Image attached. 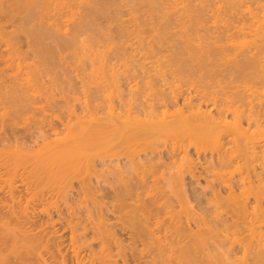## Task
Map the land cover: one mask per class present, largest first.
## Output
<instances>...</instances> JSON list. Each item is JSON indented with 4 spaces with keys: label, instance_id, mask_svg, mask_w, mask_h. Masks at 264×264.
<instances>
[{
    "label": "bare ground",
    "instance_id": "1",
    "mask_svg": "<svg viewBox=\"0 0 264 264\" xmlns=\"http://www.w3.org/2000/svg\"><path fill=\"white\" fill-rule=\"evenodd\" d=\"M193 5H195L193 0H0V14L5 16L4 22L0 21V41L2 38V42H5V46L7 47H5L6 51L8 52L9 50V53H7L9 56L7 57L5 55L7 57L6 59L4 57V59L1 58L4 60L5 65L2 63L3 60H1V63L5 67L13 66L10 67L11 70L16 65L17 70H15V73L13 71L12 74L14 78L17 79L21 73H19L21 69L27 67L32 68L34 65L25 62L27 60H23L25 58H21V55L19 56L22 51L17 48V46L19 47L17 45L19 41L16 40L17 43L15 44V41L13 42V39L11 40L12 37L16 38L20 35L27 39L26 45L30 48L29 50L40 51L41 49L44 51L45 49L42 48L51 49L53 47V50H56L55 47L58 48L60 46H66L65 48L67 49L74 47L75 51L79 50V54L82 55V58H80L81 55L79 56L77 53V56H79L78 60L81 63L82 61L80 59H85L87 54V59H91L92 56H89V52L93 53L91 51L96 50L98 47V51L96 50L97 52L94 51L92 54L95 55L94 59L92 58L95 61L91 62L89 60L91 64L96 63V59L98 58L95 59V57L100 54L101 49L99 47L101 46L100 48H103V54L101 53L102 55L97 56L100 59L97 63L103 64L104 68L109 67L105 70L106 75L103 72L104 74L100 77L107 76H104L105 79L102 78L104 82L101 80L103 85L100 87L101 84H98V81L97 85H94V88L95 86L98 87L94 90H92V87V89L89 88L88 91L90 92L88 94L85 93L86 96L82 95L79 97L78 92L75 91L76 88H74V92L78 96L73 91L74 96H70L71 93L68 95L69 92L66 93V90H71V86L69 85V88L65 92H63L64 90L62 91V88L60 90L63 93L58 91L59 95H61L60 98L64 99L70 109L69 111L63 110V113L66 112L64 114H60L62 112L52 114L57 113V110L55 111L53 108H50L51 101L54 102L56 97H59L57 91H54L57 88H53V84L56 83L52 82L54 79H51V76L49 77L52 80L51 83H53L52 88L54 90L48 89L51 87V83L48 85L49 87L45 84L46 87L42 90L40 86L46 82H41L43 74L37 75L38 77L35 75V83H38L40 78L39 82L41 83H38L40 90H38L39 92L36 90L38 87L37 84V87L34 89L37 92L35 93L36 95L33 94V96L31 94V97L29 94V97L25 100H23L24 97L23 99L20 98L19 101L21 102L23 100V102L21 104L17 103L21 105V108L18 106V109L21 110L17 111H20L18 113L22 114L23 111L26 112L30 108L37 109V107L43 106V108L39 109L44 110L43 112L46 115L47 113L48 115H52L48 118L43 114L44 117L42 119L40 117L39 121L35 120L31 127L26 128L25 131L22 128L21 132V125L17 126L18 129L15 126L17 125V121H15L14 117L16 118L19 115L15 109L16 112L13 113L17 115H13V119L10 118V120H4L0 123V141L3 144L6 143L5 145L11 143L12 140H14L16 145L20 146L21 144L25 146L24 143L36 147L39 145L38 148L41 147V150L37 148L36 151L39 153L46 145L41 146V143H44L48 138L51 139V135L57 138L64 133L61 135L62 137L64 136V139L65 136L72 138L74 135L76 137L79 135L78 138L74 136V139L72 138L74 141L72 142H70L72 139L68 140L69 144H66L67 146L63 145L65 142L68 143L65 141L66 139H60L65 141L63 144L61 143L62 146L58 141L59 145H57L60 148L58 146L56 147L55 144L57 142L54 143L55 140L59 139H55L53 136L55 140L51 139L53 142L51 140L47 142L50 146L51 141L53 143H51V147L54 145L55 147L53 148L55 149H53L54 151L50 150V147L46 145L49 149L48 152L44 149L46 151H43L44 155L47 153L43 156L44 159L46 157L49 161L54 156L53 162H55L56 158V161L63 162L68 159H65L66 156L69 157L72 153L74 154L75 147L77 148L79 145L86 144L90 145L91 148L93 146L94 150L96 149V157H99L98 159L103 162V165H112V169L110 168L111 174H114L112 177L123 180L122 183L120 181L121 179L118 180L120 185L127 182L124 178L128 174L130 179L132 177V180H134V175H140L139 178L137 176L135 177V180H138L136 183L134 181L131 183L132 180H128L130 184L126 185L128 182L124 184V187L126 186L125 188H121L122 186L120 187L117 184V188L113 189L115 186H111L110 183L112 182H110V186H107L112 188L113 193L107 190V193H110L109 196H111L109 197L107 195V197L112 198L113 195V199L117 202L114 203L113 199L111 200L109 198L107 200L104 199V201H111L110 204L106 202V205L108 204L109 206L112 204L114 209L118 208L117 211L119 210V212L117 214L120 213V218L124 215L126 217L131 213L135 215L131 214V216H127L129 219L136 220L131 222L128 219L131 225L129 227H133V229L129 227L127 229L129 231L134 230L135 235L137 234L134 236V238L136 237L133 240L134 242L136 239L144 241L142 245H146V248L143 251L147 250V253H150L148 254L152 257L153 264H199L200 261H207V264L208 262L210 264H222V260H227L226 262L229 264H232L231 262L233 261L234 264L236 258L233 260L232 256L235 255L234 250H236L237 245L243 248L244 257L246 254L250 256L247 259L245 257L244 259L246 260L238 264H264V99H262L264 95V88H262L264 87V82L260 84L264 80V0H257L255 7L251 4H245V1L242 0H223V3L221 2L217 7V12L214 10L219 15L216 14L217 26V17L221 16L219 18L221 24L219 23L220 25L218 27L222 30L218 35L213 36V40L208 42L207 45L204 44L202 36L194 32L196 31L194 29L195 26L192 27L198 23L197 16H199L198 13L193 12ZM190 7H192V13L197 14H194L196 19L191 17L197 21L196 23H192V25L190 23L193 20L191 21L190 17L186 16L188 15L187 11L190 10ZM195 11L198 12L196 9ZM193 14L190 15L193 16ZM187 17H189L188 21L190 22L188 24L183 22ZM99 18L100 20L102 18L106 19L109 21V24L104 26L103 24H107L108 22L99 23ZM7 22H11L9 23L11 28H8ZM112 25L123 33L122 36L125 38L123 43H116L114 41L115 38L113 39L111 37V32L114 29ZM6 35H10L8 36L9 38ZM248 37L252 39L249 41ZM4 38H8L9 40L5 39L4 41ZM98 42H101V45ZM96 45L99 46L96 47ZM18 50H20L19 54H17ZM81 52H85L86 55L84 56L83 54L85 53ZM111 52L117 58V60L115 58L113 59L117 63L110 60ZM41 58L44 59V56ZM45 58L47 59V56ZM87 59L85 60L88 61ZM112 64L116 65L117 71L120 70H118V67L123 69L118 73L124 79L127 75L130 77L129 72L131 71L134 73L133 76L136 75L135 72L137 70L139 74H142L139 76L146 80L139 81L138 83L135 82L136 84L133 83L136 86L131 84L130 94L132 93V95H128L126 92L127 94L125 96V90L122 89L123 84L120 82L122 78L120 75L118 76L117 71H112L115 70V66ZM195 64H200L202 69L207 65V70L210 68L209 65H212V67L208 72L201 70L199 74L201 72L203 74L206 73L205 77H201L203 75L201 74L197 78L196 76L199 74L195 76V72L200 69L196 70ZM113 67L114 69H112ZM169 67H173L174 69H169ZM132 68L133 70H131ZM12 75L10 77L13 78ZM33 75L28 78L26 77L24 80H27V82L31 79L34 80L31 78ZM139 76L134 77L140 78ZM54 77L56 79V76H52V78ZM134 77L133 82L137 79L134 80ZM156 77H161V79L163 77V79H159L158 81L161 80V82H158L155 80L157 79ZM140 82L143 85H139ZM58 85L60 87L62 85L63 87V84H59V82ZM166 87H168V90ZM63 89L65 88L63 87ZM68 96L77 100V103L80 105L78 107L81 111L75 107V103H69ZM0 97V99H3L2 96ZM40 97L41 99L45 98L43 101H46L48 106H50V110H54V112L52 111L49 114L46 111L45 113L44 107L47 104ZM38 100H41L45 105L41 101L38 102ZM38 103L42 105H38ZM69 104H74V106H69ZM98 113L100 115L97 116ZM18 117L21 118L22 116ZM81 140H85V142L83 141L84 143H82ZM88 140L89 143H92L89 144ZM73 142H75V145L72 148L71 145L74 144ZM8 146L10 147V145ZM192 146H195L193 147L195 151L200 152L198 155L203 150H210L211 155L210 158H205V165H203L205 185H201L202 189H199L201 191L198 193H195V190V194L189 195L186 189L187 187L185 186L186 175L190 174L192 176L191 178H194L196 182L200 176H203V173L197 176V172H195V163L197 161L195 162L191 159L192 157L189 158L188 156L191 155L188 151ZM67 147L74 150L68 149L70 150L68 152V150L64 149H67ZM93 148L91 151H93ZM62 150L61 155L60 151ZM163 152L168 153L173 159V161L168 160L169 162L171 161L169 164H179L178 167L174 165L176 167V170H173L174 172H171V169L167 171L160 170L158 172H161L160 175L163 173L160 178L166 176L164 179L167 180V185L161 183L166 182L162 181L164 179L159 180L158 177V179H155L154 174H151L154 172L153 170H155V173L157 171L153 169L154 162H152V159L156 155H162ZM181 153H183L179 157L181 158V162H177L179 160L177 157ZM49 155L51 156L50 158L48 157ZM92 155L94 154L92 153ZM60 157L62 158L61 160ZM162 159L158 160L160 161ZM147 160L149 161L147 162ZM164 161L160 162H162L161 164L165 163L164 168L166 169L167 162ZM93 162L90 164L92 165ZM145 162L149 164H145ZM9 163L7 161L3 163L0 166V170H2L1 168H9L11 164ZM150 164H152V167H148ZM89 165H87L88 169H86L88 170V175L90 173V167L91 169L93 167V165ZM116 168L117 170H115ZM0 173L3 172L0 171ZM146 175H150L152 178L155 177L152 179L155 180L153 184L155 188L153 187L152 191L157 188L155 183L158 184L159 182L162 184V186L158 184L159 190L156 189L157 192L154 191L156 192L154 193L155 195L152 192V194L149 193L151 190L150 187L153 186L151 185L153 181L151 184H149L150 182L147 183ZM157 180L159 181L156 182ZM118 181L115 183H118ZM83 183L87 184V181H83ZM83 183L81 186L85 190ZM201 183L198 182L197 185ZM147 184L150 185L148 187L150 190H148ZM60 185H58L61 187H58V194L55 192L57 194L55 198H59L57 202L55 199V204L60 201L71 208L72 201L69 192L70 190L72 191L71 186H68V183L65 181L62 183L63 186ZM88 185L89 183L85 186L87 187ZM108 187L106 188L108 189ZM144 189L148 190V194L150 195L145 199L144 197L147 196V193H144L147 191ZM143 191L145 192L143 193ZM92 192L95 191L92 189L90 192L89 190L88 193L90 196L85 195V198L87 196L94 198L95 194H92ZM105 192L104 194H106ZM134 193L136 194L135 197ZM13 194L12 196L10 195L12 197L11 201H14L12 200L14 199ZM130 195L133 196L132 198H135L133 203L129 201L128 196ZM152 196L154 197V200H152L154 202H150L155 204V206L153 205V210L147 208L149 207V202L146 205H144L145 203L142 204V201L144 202V200H148ZM191 197L199 203V208L202 207L199 212L195 210L196 207H193L195 205H192V201L194 200H191ZM85 198L84 201L86 200ZM158 198H161V201ZM96 199H94L95 202ZM99 199L97 206L101 207L100 203H103V200L101 198ZM151 199L153 198L149 200ZM252 199L253 201H251ZM90 200L93 201V199ZM125 200L131 204L129 205ZM95 202H90V205H87L91 207ZM18 203L20 204V202ZM136 203H139V206ZM94 204L91 208L86 206L88 216L89 213L96 212L94 207L96 208L97 206L96 204L94 206ZM132 204H134V208L140 207L142 204L140 208L143 209H141V212L138 211L139 208L137 210H134V208L133 210H127L128 206L131 208ZM9 205L11 208L8 210V213L10 211V214L0 215V264H10V256L19 258L20 261H16L17 263L19 262L18 264H28L29 262L26 261V258L29 259L33 256L42 257L41 250L38 249L40 244L36 245V241L40 240L38 242L42 246L41 234L38 233L40 235H38V238L40 237L38 239L37 233L35 234L33 229L28 231L29 228L27 229V225L26 227L23 225L27 219L25 221L23 220V223L16 222V224L14 221L12 222L11 219L16 217L17 213L12 209L13 206L11 204ZM25 207L26 211H28L27 204ZM82 208L85 209V207ZM111 208L109 211H114ZM77 209L79 210V208ZM73 210L75 209L73 208ZM135 212H137L136 214H142L144 217L137 216ZM102 213L101 211L99 216ZM93 215L89 218L97 216L95 215L93 217ZM115 216L117 218V215ZM77 217L79 216H76L75 220L74 216L71 215L68 222L73 229L71 237L74 241V246L72 247L74 248V252L79 255L78 252L81 250L78 249L85 247V244L88 246L92 238L94 241L98 240L100 242V248L99 250L96 248L98 251H95L96 249L94 248V252L89 251V264H119L120 262L118 263L117 256L122 255L124 252L122 251L124 247L122 245L123 242L119 240H124L115 237L116 235L113 229L111 227L109 229L110 223L108 221L105 222L107 217L104 219L105 216L103 217L102 214L99 218L97 217V222L94 219V223H91L90 219H86L87 221L89 220V223L85 222L88 224L81 223L80 217L79 219ZM125 219L122 218L121 222L120 219L118 221L122 223V220L124 222ZM152 219L155 222L152 223ZM90 223L92 225L96 223V226H92ZM115 223L117 224V222ZM120 223L117 226H120ZM192 224L195 226H192ZM122 227L125 228L124 225ZM88 229H94L90 231L93 233L90 239L88 236L89 233L87 234ZM134 233L129 238H132ZM36 238L37 240H35ZM113 244L117 246L116 248L113 247L116 249L115 251L112 250ZM228 244L230 245L226 247ZM140 247L141 249L144 248L141 245ZM146 256L148 257V255ZM146 256L144 255V258ZM13 260L15 262V259ZM46 260H43L41 264H47ZM44 261L45 263H43ZM63 261L62 263L65 264L66 260Z\"/></svg>",
    "mask_w": 264,
    "mask_h": 264
},
{
    "label": "rangeland",
    "instance_id": "2",
    "mask_svg": "<svg viewBox=\"0 0 264 264\" xmlns=\"http://www.w3.org/2000/svg\"><path fill=\"white\" fill-rule=\"evenodd\" d=\"M194 1V4L195 5H193V12H196V13H198V15L200 16V18H199V16H197V21H198V23H196L197 21L195 20L196 18L194 17V14H196V13H192V7H190V10H188L187 11V14L188 15H186V16H189L190 17V20L192 21L191 23L188 21L189 19V17H187L183 22H185L186 24H188V23H190L191 25H192V23H196V25L194 24L192 27H194V29L196 30V31H194L196 34H199V35H201L202 36V38H203V42H204V44L205 45H207L208 44V42H210V41H212L213 40V36H215V35H218V33L222 30L220 27H218L220 24H221V21L219 22V18L221 17H217L218 18V26H217V24H216V16L218 15L217 13H215L214 12V10H216V12H217V7L220 5V3L222 2L223 3V0H193ZM236 1H238V0H236ZM242 1H245V4H251L253 7H255V5L257 4V0H254V2H253V0H242ZM227 5H228V3H226ZM195 9L196 10H198V12L197 11H195ZM191 12V13H190ZM192 15L193 14V16H191L190 14ZM217 14V15H216ZM197 15V14H196ZM3 15H1L0 14V21H2V22H4V19H5V16H3ZM219 16V15H218ZM191 17H194L195 19H193V18H191ZM97 18H98V16H97ZM125 18V17H124ZM99 20V23L100 22H102V23H107V24H103L104 26L105 25H108L109 24V21H107L106 19H101L100 20V18L98 19ZM195 20V21H194ZM188 21V22H187ZM8 23V28L10 27L9 26V23H11V22H7ZM101 23V24H102ZM220 23V24H219ZM12 25V24H11ZM175 25V24H174ZM113 26V31L111 32L112 34H111V37L114 39L115 38V42L116 43H123V40L125 39L122 35H123V33L119 30V29H116L115 27H114V25H112ZM11 28V27H10ZM193 29V30H194ZM113 35V36H112ZM8 36H10V35H6V37H8ZM23 37V38H22ZM9 38V37H8ZM8 38H4V41H5V39H7V40H9ZM13 39V42L15 41V44L17 43L16 42V40L17 41H19L18 43L19 44H17V45H19V47L17 46V48H19L20 50H22L21 51V54H19L20 53V50H18L17 51V54H19V56L21 57V58H25V59H23V60H27V61H25V62H29V63H32V64H34L33 65V67L32 68H25V69H21L20 71H19V73L21 74H19V79H18V77H17V79L16 78H14V76L12 75L13 74V71H14V73H15V70H17V67H15L16 65H14V69L13 70H11L10 69V67H13V66H9V67H5L4 65V58L6 59L9 55L7 54V53H9V50H8V52L6 51V49H5V42L3 43L2 42V38H1V41H0V96H2L3 97V99H0V123L2 122V121H4V120H10V118H12L13 119V115H17V114H19L18 112H20V111H17V110H21V109H18L21 105H19V104H17V103H22L23 102V100H25L27 97H29V94H30V96L32 97V95L33 94H35V93H37V92H35L34 91V89L37 87L36 85L38 84V83H44L43 81H46L44 84H41V88H42V90H44V88L46 87L45 86V84L47 85V87H49L48 85H50V83H51V81L52 80H50L49 79V77L51 76V79H54L52 82H56V83H51V87H49L48 89H56V90H54L55 92L57 91V93H58V95H59V92L60 93H63V92H65V90L67 89V88H69V86H71L70 87V91H68V89L66 90V93L67 92H69L68 93V95L71 93V95L70 96H74V93L75 94H77L76 92H74V88H76V90L75 91H77L78 92V94H79V97H81L82 95H84V96H86V94H88L90 91H88L89 90V88H91L92 90H94L96 87H98V86H95V88H94V85H97V82L99 81H101V80H103V79H105V77H107V76H105L106 75V71L105 70H107V68H109V67H107V68H104V66H103V64H100V63H97V61L99 62L100 61V59H99V57H97V56H100V54L102 53L103 54V52H102V50H103V48H100L99 47V49H101L100 50V54L99 55H97L96 57H95V59L96 58H98V59H96L97 61H96V63H93V64H91V62H93V61H95V60H93L94 59V56L95 55H92L93 53H94V51H98V47L97 46H99V45H101V42H98V43H100L99 45H96V50L94 49L93 51H91V52H93V53H90L89 51H86V52H89V56L91 57L92 56V58L91 59H89V60H91V62L87 59V57H88V54L86 55V53L85 52H81V53H85V54H83L84 56H85V59H87L88 61H86L85 59H80L81 61H82V63L78 60L79 58V56L81 55V54H79L80 52H78L79 50H77V51H75V48L74 47H69L68 49L67 48H65V47H63V46H60V47H55V49L56 50H53L54 48L53 47H51V49L50 48H42V49H45L44 51H42L41 49H40V51H42V52H40V51H38V50H36V51H34L33 49L32 50H29L30 48L29 47H27L28 45H26L27 44V39L26 38H24V36H19V37H16V38H14V37H12L11 38V40ZM54 39V38H53ZM248 39H249V41L252 39V38H249L248 37ZM247 39V40H248ZM22 42H21V41ZM118 41V42H117ZM21 42V43H20ZM3 43V44H2ZM103 43V42H102ZM21 44H22V47H21ZM21 47V48H20ZM7 48V47H6ZM63 48V49H62ZM71 48V49H70ZM72 48H74V49H72ZM125 48V47H124ZM5 49V50H4ZM49 49V50H48ZM57 49H59V50H57ZM96 51V52H97ZM22 52H24V53H22ZM35 52H37V53H35ZM95 52V53H96ZM77 53L79 54V56H77ZM101 54V55H102ZM7 57H6V56ZM42 57V56H44V59H42L40 56ZM47 56V59L45 58ZM4 57V58H3ZM1 58H3V59H1ZM80 58H82V55L80 56ZM116 59L117 60V58L114 56V54L112 55V52L110 53V60L112 61V62H114V63H117V62H115L116 60H113V59ZM1 60H3V62L1 61ZM39 63H38V62ZM110 61V62H111ZM4 64V65H2V63ZM7 65V64H6ZM113 65V64H112ZM112 65H111V67H112ZM196 65V64H195ZM202 65V64H201ZM205 65V64H204ZM113 66H115V70H112V71H117L116 69V65H113ZM198 66V67H197ZM207 65H205L204 67V69H202L201 67H200V64H197L195 67H196V70L198 69H200L199 71H196L195 72V76H196V74H199V72L202 70H204L203 72H205V70H206V72H208V70L212 67V65H209L210 66V68H208V70L206 69L207 67H206ZM208 66V67H209ZM5 67V68H4ZM6 68H8V69H6ZM16 68V69H15ZM103 68H104V70H103ZM112 69H114V67L112 68ZM120 69V70H119ZM169 69H174L173 67H169ZM41 70V71H40ZM118 70L119 71H117V74H118V76L120 75L119 73L121 72V70H123V69H121V68H119L118 67ZM131 70H133V68L131 69ZM135 70V69H134ZM39 71V73H37ZM42 71H43V73H42ZM18 72V71H17ZM105 73V77L103 76L102 78H100L104 73ZM119 72V73H118ZM132 72V71H131ZM131 72H129V75H130V77H128V75L127 76H125V79H124V77L123 76H121V80H120V82H121V84H123L122 86H123V88L122 89H124L125 90V92H124V94H125V96H126V94L128 93V95H132V93L130 94V87L133 85V86H136V85H134L133 83H135V82H139V81H144V80H146V79H143V78H141L139 75L141 74H139V71L137 72V70H136V75H134V76H139L140 78H138V77H134L133 76V72L131 73ZM203 72H201V74H203ZM41 73V74H40ZM49 73V74H48ZM132 75H131V74ZM137 73H138V75H137ZM154 73V72H153ZM152 73V74H153ZM264 73V72H263ZM10 74V75H9ZM34 74V75H33ZM44 76H43V75ZM51 74V75H50ZM201 74H199V75H197L196 77L197 78H199L200 77V75ZM205 74L206 73H204L203 75H201V77L202 76H204L205 77ZM13 76V78L12 77H10V76ZM31 75H33L31 78H33L34 80H30L29 82H27V80L25 81L24 79L27 77H30ZM38 75H42V80H41V82H39L40 81V78H39V81H38V83H35L36 81H35V77ZM49 75V76H48ZM142 75V74H141ZM9 76V77H8ZM37 76V77H38ZM52 76H56V79H55V77L54 78H52ZM132 76V77H131ZM155 76V75H154ZM153 76V77H154ZM173 77H174V75H172ZM171 76V77H172ZM199 76V77H198ZM133 77H134V82L132 81L133 80ZM146 77H147V75H146ZM176 77H177V75H176ZM203 77V78H204ZM130 78V79H129ZM157 78V77H156ZM219 78V77H218ZM218 78H217V80H218ZM30 79V78H29ZM28 79V80H29ZM37 79V78H36ZM159 79H161V77H158L157 79H155V80H159ZM162 79H163V77H162ZM161 79V80H162ZM183 79V78H182ZM264 79V78H263ZM50 80V81H49ZM123 80V81H122ZM161 80L160 81H158V82H161ZM34 81V82H33ZM59 82V84L61 83V84H63V87L65 88V89H63V87H62V85H61V87H60V85H58V82ZM98 82V84H101L100 85V87L103 85V82H104V80H103V82L101 83H99ZM163 82V81H162ZM263 82H264V80L260 83V84H263ZM52 84H53V88H52ZM75 84H76V87H75ZM132 84V85H131ZM136 84V83H135ZM161 84V83H160ZM65 85V86H64ZM66 85H67V87H66ZM69 85V86H68ZM139 85H143V83L142 82H140V84ZM44 86V87H43ZM58 86V87H57ZM261 86V85H260ZM263 86H264V84H263ZM38 87H39V84H38ZM38 87L36 88V90L38 91V90H40V87H39V89H38ZM56 87V88H55ZM62 88V91L60 90ZM167 88V90H168V87H166ZM165 88V89H166ZM262 88H264V87H262ZM87 89V90H86ZM90 89V90H91ZM85 91V92H83V91ZM91 90V91H92ZM123 90V91H124ZM166 90V91H167ZM264 90V89H263ZM59 91V92H58ZM74 93H73V92ZM39 92V91H38ZM127 92V93H126ZM86 93V94H85ZM32 94V95H31ZM73 94V95H72ZM78 94L76 95V96H78ZM81 94V95H80ZM36 95V94H35ZM127 95V96H128ZM34 96V95H33ZM60 96L61 95H59V97L58 98H60ZM70 96H68V100H69V103H75V107L77 108V109H79L80 110V108L78 107V106H80L78 103H77V100L76 99H72V97H70ZM83 96V97H84ZM262 96V95H261ZM264 96V95H263ZM263 96H262V99H264L263 98ZM23 97H24V99H23ZM1 98V97H0ZM6 98V99H5ZM20 98H22L23 100L20 102L19 100H20ZM37 98L39 99V97L37 96ZM58 98L56 97V100H54V102L53 101H51L52 103H50L51 104V107L50 106H48V104L46 103V101H43V99L45 100V98H42L41 99V97H40V99L44 102V103H46L47 105H46V107H47V109H46V107H44V109H45V113H46V111H48L49 112V114H50V112H54V110L56 111L57 110V113L55 112V113H52V114H59L60 112H62L63 110H67V111H69L70 109H69V107H68V104H66V102L64 101V99L63 98H60V99H63V100H58ZM18 99V100H17ZM16 100H17V102H16ZM40 100V101H41ZM8 101V102H7ZM19 101V102H18ZM39 100H38V102H40ZM41 101V103H43ZM71 101V102H70ZM41 103H38V105L39 104H41ZM43 103V104H44ZM49 104V105H50ZM55 104H57V105H55ZM15 105H17V106H15ZM42 105V104H41ZM40 105V106H41ZM45 105V104H44ZM73 106H74V104H72ZM71 104H69V106H72ZM19 106V107H18ZM53 106V107H52ZM56 106V107H55ZM53 108L54 110H50V108ZM21 108V107H20ZM39 108H43V106L42 107H39ZM38 107H37V109L35 108H28L29 110L28 111H23V113L22 114H19V115H17L16 116V118L14 117V119H15V121H17L16 123H17V125H15L16 126V129H18L17 128V126H19V125H21V132H22V128H24L23 129V131H25V129L26 128H28V127H31V125L35 122V120H40L39 118L41 117V119H42V117H44V115H45V117H48V118H50L49 116H51L52 114H50V115H48V113H47V115L46 114H44V110H42V109H39ZM15 109H16V111H15ZM27 110V109H26ZM50 110V111H49ZM81 111V110H80ZM13 112H16L15 114L13 113ZM25 112V113H24ZM59 112V113H58ZM64 113H66V112H64ZM63 112L62 113H60V114H64ZM100 113H102V111H100ZM44 114V115H43ZM95 115V114H94ZM98 115H100L99 113L97 114V116ZM18 116H22L21 118H19ZM97 116H95V117H97ZM88 119V118H87ZM37 122V121H36ZM24 125V126H23ZM27 125H30V126H27ZM25 126H27V127H25ZM20 128H19V130H20ZM60 131H61V129H59ZM78 132V131H77ZM26 133H28V132H26ZM62 133V132H61ZM60 133V134H61ZM66 133V132H65ZM64 134V133H63ZM63 134H61V135H63ZM59 136V137H57L59 140H55V139H57V138H55V136L54 135H51V139H53V136H54V138L55 139H53V140H55L54 141V143H56L55 145H56V147L59 145V143H60V145H61V143L63 144L65 141H67L68 143H64L63 145H66V144H69V141L68 140H71L74 136H72V138L71 137H67V136H65V139H64V136L62 137V136ZM78 137H79V135H77ZM67 137V138H66ZM76 137V136H75ZM78 137H76V138H78ZM64 139L63 141L62 140H60V139ZM69 138V139H68ZM81 139H82V137H80ZM51 139H47L44 143H41V146L43 145H48L49 146V144H48V140H51ZM74 139V138H73ZM71 140L70 142H72V141H74V140ZM84 139V138H83ZM53 140H51L52 142H53ZM50 141V150H53V149H55V148H53V147H55L54 145L51 147V145L53 144L52 142ZM58 141H59V143H58ZM78 141H80V140H78ZM82 141V140H81ZM84 142H85V140H83ZM82 141V143H84ZM87 141V140H86ZM77 142V141H76ZM52 143V144H51ZM74 144L73 145H71L72 146V148H73V146L75 145V142H73ZM79 143V142H78ZM81 143V142H80ZM88 143H89V140H88ZM87 143V144H88ZM90 143H92V142H90ZM89 143V144H90ZM6 143H2L1 141H0V166L3 164V163H5L6 161L7 162H10L9 164H10V166H9V168H7V169H5V168H1L2 170H0L1 172H3V173H0V215H6V214H10V211H9V213H8V210L11 208L10 207V205L8 206V204H11L13 207H12V209L13 210H15V212L17 213L16 214V217H13L12 219H11V221L13 222L14 221V223H18V222H22L23 223V220L25 221L26 219V221L24 222V226L26 227V225H27V229H28V231H30V230H34L35 231V234L37 233V238H38V233H40L41 234V242H43L42 243V246H41V243H39L40 242V240H37V238L35 239V240H37L36 241V245H39L37 248L38 249H40L41 251H40V253H41V258H39V257H35V256H33V257H31V258H26V261L27 262H29L28 264H41V262L43 261V260H46V263L47 264H63L62 263V261L64 260H66L65 262V264H79L80 263V261H81V263L80 264H89L90 262V258H89V251H93L94 252V249H98L99 250V248H100V242L97 240H93L92 238L90 239V237L92 236V234L93 233H91L90 231L92 230H94V229H88L89 231H87V234L89 233V239H90V241H89V243H91L92 241V244H90L89 245V243H88V246L85 244V247H83V248H79L78 250H81V251H79L78 253H79V255H77L75 252H74V248H72L73 246H74V241H73V239H72V237H71V232H72V228L70 227V225H69V219L71 218V215L72 216H74V219L76 220V216H79L80 217V222L81 223H85V222H88L89 223V220L87 221L86 219H90V221H91V223H94L95 222V220H96V222H97V217L99 218L102 214H103V217H104V219L107 217V219L105 220V222L106 221H108V223H110L109 224V229H110V227L113 229V231L115 232V237H118V238H121V239H123L124 241H122V240H119V241H121V242H123V249H122V251H124L123 252V256L122 255H120V256H117V260H118V263L119 264H147V262H148V264H153V259H152V257H150L149 256V254L147 253V250L146 251H143V249L145 250V248H146V245H142V242H144V241H141V239H138V240H140L139 241V243H138V240L136 241L135 240V242L133 241L135 238H134V236H136L135 235V233L133 232L134 230H131V231H129L128 229L129 228H131V229H133V227H129V226H131L129 223V220L131 221V222H134V220H132V218H130L129 219V217H127V216H131V214L130 215H127L126 217H125V215L124 216H122V218H126L125 220H127V221H125L124 220V222H125V224H123L124 222H123V220H122V223H120L121 222V219L122 218H120V213L119 214H117L118 212H119V210L117 211V209H114V206H112V204L111 205H109L108 206V204H110L111 203V201H104V199H106L107 200V198H109V197H111V196H109V194L107 193L108 191L107 190H109L110 192L112 191V193H113V190H112V188L111 187H108V186H110L109 185V183L110 182H112V183H110L111 184V186H115L113 189H116L117 188V184H119L120 185V183H119V179H121V178H119V179H116V177H112V176H114V174H111V170H110V168L112 169V165H109V166H107V165H103V162H101V160L100 159H98L99 157L97 156L96 157V155H97V152H96V149L94 150V148H93V146H92V148H93V151H91L92 150V148L90 147V145H86V144H82V145H85V146H82V145H77L78 147L76 148L75 147V150L74 149H72V148H70V147H67V149L66 148H64L65 150H68V149H72V150H74V154L72 153L69 157L68 156H66V158L65 157H62V158H65V159H67V160H65V161H63V162H61V161H56V159H55V162H53V157L54 156H52V160H50L49 159V161L47 160V158L45 157V159H44V157L43 156H45L44 155V152H48V149L49 148H47V146L45 145L44 146V148H42L43 150L42 151H39V153L38 152H36L37 151V148H38V146L39 145H37V147L36 146H34V148H32L33 146L30 144V146L29 145H26V143H24L25 144V146L23 145V144H21V146L20 145H16L15 143H14V140H12L11 141V143H9V144H7V145H5ZM28 144H29V142H28ZM58 144V145H57ZM71 144V143H70ZM77 144V143H76ZM8 145H10V147L8 146ZM23 145V146H22ZM92 145V144H91ZM28 146V147H27ZM32 146V147H31ZM62 146V145H61ZM67 146V145H66ZM9 147V148H8ZM21 147V148H20ZM24 147H26V148H24ZM30 147V148H29ZM46 147V148H45ZM59 147V146H58ZM193 147H195V146H192L191 148H190V150L188 151V152H190L191 153V155H188V152H187V155L189 156V158H191V159H193L196 163H195V167H196V169H195V172H197L196 174H197V176H198V174L199 175H202V173H203V176L200 178L199 177V180L196 182V180L193 178H191L192 176L190 175V174H187L186 175V179H185V183H186V189L188 190V193H189V195H193V194H195V193H198L199 191H201V190H199V189H202L201 188V185L203 186V184L205 185V178H203L204 176H205V171H204V169H203V165H205L204 163H205V158H210V155H211V152H210V150H207V151H205V150H203V151H205V152H201V154H199L198 155V153H200V152H198L197 150L195 151V148H193ZM32 148V150H30ZM40 148V150H41V147H39ZM39 148H38V150H39ZM52 148V149H51ZM60 148V147H59ZM96 148V147H95ZM44 149H46V151H44ZM58 149V148H57ZM70 150H68V152L70 151ZM44 151V152H43ZM54 151V150H53ZM58 151H59V149H58ZM40 152H43V153H40ZM51 152V151H50ZM49 152V153H50ZM63 152V150L62 151H60V154ZM73 152V151H72ZM94 154V155H92V153ZM52 153V152H51ZM50 153V154H51ZM41 154H43V155H41ZM64 154H65V152H64ZM69 154V153H68ZM52 155V154H51ZM58 155V154H57ZM56 155V156H57ZM62 155V154H61ZM183 155V153H181V154H179V156L177 157V159H179V160H177V162H181V158H179V157H181ZM55 156V157H56ZM94 156V157H93ZM161 156V157H160ZM200 156V157H199ZM49 158L51 157L50 155L48 156ZM60 157V160L62 159ZM156 157V158H155ZM153 159H152V162H154V168L153 169H156L157 171H156V173H155V170H153L154 172H152L151 174H154V176L156 177H150V175H146V177H147V183H149V184H151L152 183V181H153V183L151 184V185H153L154 184V182H155V180H152V179H158L159 178V180L160 179H164V177H166V176H163V178H160L161 177V175H163V173L160 175V173H158L160 170L162 171V170H170L171 169V172H174L173 170L176 168V167H174V165L175 166H177L178 167V163H175V164H169L170 162L168 161V160H172L173 161V159L170 157V155L168 154V153H166V152H163L162 153V155H160L159 154V156L158 155H156ZM169 157H170V159H169ZM59 158V157H58ZM96 158V159H95ZM163 158V159H162ZM199 158V159H198ZM11 159V160H10ZM158 159H162V160H160V161H164V162H167V164H166V169L164 168L165 167V163H163V164H161L162 162H160ZM198 159V160H197ZM8 160H10V161H8ZM151 160V159H150ZM88 161H91V162H93V167H92V169H91V167H90V169H89V175H88V170H86V169H88V167H87V165H89L91 162H88ZM124 161V160H123ZM122 161V162H123ZM149 160H147V162H148ZM199 161H201V162H199ZM203 161V162H202ZM14 162V163H13ZM17 162V163H16ZM60 162V163H59ZM88 162V163H87ZM101 162V163H100ZM147 162H145V164H149V163H147ZM152 162H150V163H152ZM95 163V164H94ZM201 163V164H200ZM13 164V165H12ZM18 164V165H17ZM153 164V163H152ZM152 164H150V166H148V167H152L151 165ZM197 164H199V165H197ZM16 165V166H15ZM91 164L89 165V166H92ZM198 167H197V166ZM202 165V166H201ZM96 167V169L94 170V168ZM114 166V165H113ZM155 166H158V167H156L155 168ZM160 166V167H159ZM108 167H109V170H108ZM115 167V166H114ZM114 167H113V169H114ZM13 168H14V170H13ZM160 168H162V169H160ZM205 168V167H204ZM6 170V171H5ZM94 170V171H93ZM115 170H117V168L115 169ZM141 171H142V169H140ZM176 170V169H175ZM199 171H200V173H199ZM204 171V172H203ZM6 172V173H5ZM92 172V173H91ZM110 172V173H109ZM139 172V171H138ZM140 173V172H139ZM3 174V175H2ZM156 174V175H155ZM91 175V176H90ZM109 175V176H108ZM166 175V174H165ZM190 175V176H189ZM137 176V175H136ZM135 175L133 176V179L134 180H132V177H131V179L129 178L130 176H129V174L124 178V179H126V181L128 182H126L125 180H124V182H126V183H124V184H126V185H129L130 184V180H132L131 181V183L134 181V183H136L137 181L135 180L136 177ZM152 176V175H151ZM85 179H84V178ZM109 177H110V179H109ZM138 178L140 177V175L139 176H137ZM148 177H150V178H148ZM158 177V178H157ZM82 178H83V181L84 182H86L87 181V184L89 183V185L87 186L88 187V189H87V187L85 186V185H87V184H85V183H83V181H82ZM91 178V180H89ZM127 178H129V179H127ZM114 179V180H113ZM204 179V180H203ZM129 180V181H128ZM159 180H157L156 182H158ZM64 181L65 182H67L68 183V186H71V189H72V191L70 190L69 192H70V196H71V208L69 207V206H66L65 204H63V202H60L59 200V202L57 203V204H59V206H57V204H55V199H56V202H57V199H59V198H55L56 197V195L58 194L57 192L59 191L58 189L59 188H61V187H59L58 185H62V183H64ZM81 181H82V183L84 184V189L85 190H83V188H82V186H81ZM90 181H91V184H90ZM106 181H108L107 182V184H105L106 183ZM116 181H118V183H115ZM121 181V183L123 182V180L121 179L120 180ZM139 181H140V179H139ZM162 181H166V182H161L163 185H165L166 183H167V180H162ZM194 181V182H193ZM115 184H114V183ZM198 182L199 183H201L200 185H197L198 184ZM204 182V183H203ZM103 183H104V186H103ZM161 183H159L158 182V184H160L161 186H162V184ZM113 184V185H112ZM124 184L122 185H120V187L121 188H123L124 187ZM149 184H147L148 186H147V188L148 187H150V185ZM157 183H155V186L157 185V190H159V185H158ZM60 185V186H61ZM108 185V186H107ZM167 185V184H166ZM168 185H169V182H168ZM63 186V185H62ZM160 186V187H161ZM197 186V187H196ZM199 186H200V188H199ZM59 187V188H58ZM86 187V188H85ZM94 187V188H93ZM106 187H108V189L106 188ZM126 187V186H125ZM124 187V188H125ZM154 187V185L152 186V187H150V189L148 188V190H150L149 191V193H156L157 192V190L156 189H153L154 191H156V192H154V191H152V188ZM89 188H91V189H89ZM146 188V187H145ZM146 188V189H147ZM155 188V187H154ZM92 189H93V191H95V192H92V194L94 193L95 194V197H96V194H97V197L96 198H101V200H103L102 202L104 203V205H103V203H100V206L101 207H103V206H106V207H103L102 209H101V207H98L97 205V203H98V201L100 200H98V199H96L95 197L94 198H90L89 196H90V194L88 193L89 192V190H90V192L92 191ZM96 189H98V190H96ZM146 189H144L145 191H147V192H145V191H143V193L144 194H146L147 196H145L144 194H142V195H144L143 197H144V199L146 198V197H148V190H146ZM57 190V191H56ZM88 190V191H87ZM197 192H196V191ZM87 191V192H86ZM106 191V192H105ZM135 191V190H134ZM194 191H195V193H194ZM35 192V193H34ZM57 194H56V193ZM101 192H102V194H101ZM104 192L106 193V194H104ZM11 193V194H10ZM12 193H14L13 195H14V199H12V200H14V201H11V196H12ZM54 193H55V196H54ZM86 193H88V194H86ZM101 194V196H103V197H101L100 196V194ZM111 193V194H112ZM151 193V194H152ZM36 194V195H35ZM98 194H99V196H98ZM135 194V193H134ZM133 194V195H134ZM11 195V196H10ZM85 195H89V196H87V198L89 197L90 199H93V201L92 200H90L89 198L87 199V198H85ZM107 195L109 196V197H107ZM155 195V194H154ZM79 196H82V197H79ZM130 196H131V198H130ZM130 196H128L129 197V201L131 202V203H133V201H134V199L135 198H132L133 196L132 195H130ZM136 196V194L134 195V197ZM150 196V195H149ZM77 197V198H76ZM113 195H112V198H109V199H113ZM127 197V198H128ZM143 197H142V199H143ZM193 197V196H192ZM192 197H191V200H194V199H192ZM81 198V199H80ZM84 198L86 199V200H88L87 201V203H86V200L84 201ZM103 198V199H102ZM126 198V200H128ZM150 198H153V199H151V200H149ZM150 198H148V200H144V202L142 201V204L143 203H145L144 205H146V204H148V202H149V207H147L148 209H151V210H153V208H154V206H155V204H153L152 202H154V201H152V200H154V197L152 196V197H150ZM18 199H19V201H18ZM94 199H96V202L94 201ZM108 199V200H109ZM83 200V201H82ZM89 200H90V202L92 203V202H95V204H96V208L94 207V209L96 210V212H97V214H96V212L95 211H93L92 209V211L93 212H95V213H93V212H91L92 214H90L89 213V216H88V214H87V209H86V206H88V205H90L89 203ZM125 200V201H126ZM158 200L159 201H161V198H158ZM20 202V204L18 203V202ZM28 201V202H27ZM129 201H126V202H128V204H129ZM150 201H152V202H150ZM195 202H196V200H194ZM194 201H192L193 202V204H192V202H191V204L192 205H195V206H193L194 208H195V210H197V212H199V210L202 208L201 206V208H199V203L198 202H194ZM251 201H253V199L251 200ZM74 202H75V204H74ZM85 202V203H84ZM106 202L108 203L107 205H106ZM113 202L115 203V202H117L116 200H114L113 199ZM112 202V203H113ZM81 205H80V204ZM83 203V204H82ZM114 203H113V205H114ZM130 203V204H131ZM195 203V204H194ZM7 204V205H6ZM13 204H16V205H13ZM19 204V205H18ZM27 204V207H28V211H26V207H25V205ZM29 204V205H28ZM84 204H86V205H84ZM88 204V205H87ZM94 204V203H93ZM93 204H92V206L91 207H93ZM95 204H94V206H95ZM129 204V205H130ZM137 204V206H139L138 204L139 203H136ZM142 204L140 205V207L142 206ZM150 204H152V205H150ZM190 204V205H191ZM103 205V206H102ZM144 205H143V207H144ZM147 205V206H148ZM154 205V206H153ZM191 205V206H192ZM198 205V206H197ZM19 206V207H18ZM24 207V208H22V207ZM73 206H75V207H73ZM77 206V207H76ZM85 207V209L84 208H82V207ZM111 206H112V208H111ZM133 206V207H132ZM136 206V207H137ZM6 207H8V208H6ZM89 208H91L90 206H88ZM108 207H110L111 208V210H114V211H109V209H108ZM130 206H128V208H129ZM140 207H137V208H139V210L138 211H140L141 212V209H143V208H140ZM59 210H58V209ZM73 208L75 209V210H73ZM77 208H79V210H82V211H79ZM98 208H100L101 209V211L103 212L100 216H99V214L101 213V211H100V209H98ZM127 208V210H133V208H134V204H132L131 205V208H129L128 209ZM137 208H134V210L136 209L137 210ZM11 209V210H12ZM17 209V210H16ZM23 209V210H22ZM62 209V210H61ZM70 209V210H69ZM145 209V208H144ZM21 211V212H24V213H21V212H19V211ZM44 212H43V211ZM61 210V211H60ZM77 210H78V212H77ZM99 210V211H98ZM103 210H105V211H103ZM19 213H18V212ZM51 211V212H50ZM84 211H86L85 213H83ZM32 212V213H31ZM72 212V213H71ZM100 212V213H99ZM105 212V213H104ZM143 212V211H142ZM144 212H145V210H144ZM143 212V213H144ZM26 213H28V214H26ZM31 213V214H30ZM34 213V214H33ZM61 213V214H60ZM73 213H75V214H73ZM137 212H135V214H136ZM19 214H20V218H19ZM80 214V215H79ZM88 216V218H87V216ZM94 214V215H93ZM105 214V215H104ZM138 214H140V213H138ZM138 214H136L137 216H140V217H144L142 214H140V215H138ZM18 215V216H17ZM21 215H23V216H21ZM28 215V216H27ZM65 215V216H64ZM91 215H93V217L95 216V215H97V216H95L94 218H89V217H92ZM115 215H117V218L119 217V219H120V222L117 220V218H116V216ZM119 215V216H118ZM132 215H134V214H132ZM163 215V214H162ZM26 216V217H25ZM69 216V217H68ZM135 216V215H134ZM18 217V218H17ZM60 217V218H59ZM79 217H77L78 219H79ZM16 218V219H15ZM31 219V220H29V219ZM65 218H66V220H65ZM19 221H18V220ZM22 219V220H21ZM92 219H93V222H92ZM95 219V220H94ZM129 219V220H128ZM33 220V221H32ZM115 220H117V221H115ZM142 220V219H141ZM154 219H152V223L153 222H155V220L153 221ZM29 221V222H28ZM110 221V222H109ZM136 221V220H135ZM137 221H139V220H137ZM27 222V223H26ZM54 222V223H53ZM111 222H112V224H111ZM115 222H117V224L118 223H120L119 225L120 226H117V224L115 223ZM16 223V224H17ZM21 223V224H22ZM53 223V224H52ZM68 223V224H67ZM88 223H85V224H88ZM90 223V224H91ZM89 224V226H91ZM96 224V223H95ZM95 224H93V225H95ZM116 226H115V225ZM121 224H122V226L124 225L125 226V228L124 227H122L121 226ZM92 225V226H93ZM127 225V226H126ZM194 224H192V226H193ZM35 226V227H34ZM96 226V225H95ZM195 226V225H194ZM31 227V228H30ZM129 227V228H128ZM204 227H206L205 225H204ZM90 228V227H89ZM128 228V229H127ZM193 228H197V227H193ZM40 229V230H39ZM38 230V231H37ZM34 231H32L33 233H34ZM112 231V230H111ZM113 231H112V233H113ZM131 232H133L134 233V235L132 236V238H129V236L130 235H132L131 234ZM51 234V235H50ZM114 234V233H113ZM43 236V237H42ZM53 236V237H52ZM40 237L38 238V239H40ZM71 237V238H70ZM44 238V239H43ZM72 239V240H71ZM117 239V238H116ZM131 240V241H130ZM39 241V242H38ZM73 241V242H72ZM129 241V242H128ZM133 242V243H132ZM46 243V244H45ZM72 243V244H71ZM99 244V245H98ZM125 244V245H124ZM132 244H135V245H132ZM144 244V243H143ZM128 245H132V246H128ZM140 245L142 246V247H144V248H142L141 249V247H140ZM230 244H228V245H226V247H228ZM84 246V245H83ZM99 246V247H98ZM113 247H117V246H115V244H113L112 245V250L113 251H115L116 249L115 248H113ZM135 247V248H134ZM137 247V248H136ZM94 248V249H93ZM132 248V249H131ZM47 249V250H46ZM90 249H92V250H90ZM95 250V251H98V250ZM134 249V250H133ZM236 250H234V253H235V255H233L232 256V259L234 260L235 258H236V261L234 260V264H238V263H242V262H244V260H246L247 258H249L250 256H248L247 254H246V259H244L245 257L243 256V248H241V247H239L238 245H237V247L235 248ZM241 249V250H240ZM142 250V251H141ZM238 250V251H237ZM130 251V252H129ZM136 251H140L139 253L138 252H136ZM237 251V252H236ZM136 252V253H135ZM144 252H146L145 254H143ZM246 252V251H245ZM140 253H142V254H140ZM247 253V252H246ZM43 254V255H42ZM74 254H76V255H74ZM84 254V255H83ZM245 254V253H244ZM249 254V253H248ZM64 255V256H63ZM81 255H83V256H81ZM127 255V256H126ZM144 255L146 256V255H148V257L146 256L145 258H144ZM44 256V257H43ZM122 256V257H121ZM141 256H142V259H141ZM87 258V259H86ZM126 258V259H125ZM240 258V259H239ZM9 263L10 264H18L16 261H20L19 260V258H15V257H13V256H10L9 257ZM13 259H15V262H14V260ZM62 259V260H61ZM124 259V260H123ZM239 259V260H238ZM13 260V261H12ZM78 260V262H76ZM89 260V261H88ZM147 260H149V261H147ZM63 261V262H64ZM125 261V262H124ZM227 261V260H226ZM226 261H224V260H222L221 262H223L222 264H224ZM239 261H241V262H239ZM150 262V263H149ZM152 262V263H151ZM198 262H199V260H198ZM206 262V263H205ZM43 263H45V261L43 262ZM207 264V261H200V263L199 264ZM228 262H226L225 264H227ZM232 264H233V261L231 262ZM208 264H210L209 262H208ZM229 264V263H228Z\"/></svg>",
    "mask_w": 264,
    "mask_h": 264
}]
</instances>
